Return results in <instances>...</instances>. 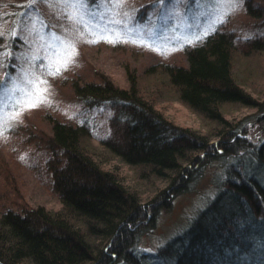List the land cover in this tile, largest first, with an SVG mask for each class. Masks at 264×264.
<instances>
[{
  "label": "trees",
  "instance_id": "16d2710c",
  "mask_svg": "<svg viewBox=\"0 0 264 264\" xmlns=\"http://www.w3.org/2000/svg\"><path fill=\"white\" fill-rule=\"evenodd\" d=\"M100 1L83 3L97 15L103 42L139 49L146 46L130 42L125 25L153 26L173 3L116 0L103 12ZM47 2L0 0V93L19 74L15 55L31 25L57 30L56 17L44 8ZM227 24L180 46L187 66L159 64L148 69L180 102L218 124L215 136L220 141L213 143V134L168 120L145 98L135 73L129 74L128 89L106 78L71 80L80 109L67 117L51 116L52 135L43 140L47 154H52V186L61 208H0V264H264V141L249 140L250 133L243 136L245 128L225 120L222 112L228 103L261 104L236 81L237 43ZM242 45L244 53L264 51V39H247ZM260 109L256 129L264 131ZM93 141L139 170L142 179L167 180L168 185L142 204L138 191L99 162ZM215 161L223 171L214 178L215 193L205 207L157 252L140 250V234L155 223L171 197L191 191Z\"/></svg>",
  "mask_w": 264,
  "mask_h": 264
},
{
  "label": "rangeland",
  "instance_id": "374dc122",
  "mask_svg": "<svg viewBox=\"0 0 264 264\" xmlns=\"http://www.w3.org/2000/svg\"><path fill=\"white\" fill-rule=\"evenodd\" d=\"M115 1L101 0L103 12H109ZM129 1L134 5L146 0ZM172 2L163 11L162 20L153 26L125 25L124 34L130 36V42L136 40L146 46L139 49L103 42L105 39L97 32L100 26L95 20L97 15L84 8L83 0H48L44 8L56 17L57 30L46 31L31 25L23 48L15 55L19 76L11 77L0 93V208L8 204L18 209L24 205L53 211L61 208L52 186V154L49 152L48 156L43 140L52 135L51 116L67 117L80 109L71 80L97 82L106 78L117 87L128 89L129 74L135 73L145 98L168 120L204 135L213 134L212 142L218 143L220 139L215 136L218 124L180 102L161 79L149 75L148 69L159 64L187 66L180 46L197 42L224 21L228 23L225 29L236 37L237 50L233 53L236 81L261 106L228 103L222 107L223 116L245 128L241 134L250 133L249 140L264 141V131L256 129V115L260 107L264 111V51L244 53L242 45L247 39H264V0ZM126 18L131 20L130 15ZM64 77L69 79L63 81ZM97 123L103 126L101 119ZM93 143L103 167L115 171L126 186L138 191L142 204L168 185L167 180L142 179L139 170L108 155L98 142ZM222 171L215 161L191 191L171 197L169 206L161 210L155 223L140 234L139 249L155 253L182 233L213 197V180Z\"/></svg>",
  "mask_w": 264,
  "mask_h": 264
}]
</instances>
